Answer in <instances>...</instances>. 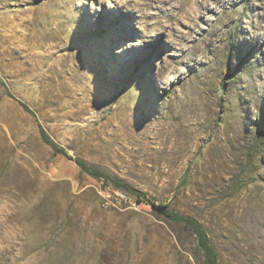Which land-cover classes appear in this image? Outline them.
Here are the masks:
<instances>
[{
    "label": "rangeland",
    "instance_id": "obj_1",
    "mask_svg": "<svg viewBox=\"0 0 264 264\" xmlns=\"http://www.w3.org/2000/svg\"><path fill=\"white\" fill-rule=\"evenodd\" d=\"M0 80V264H205L182 225L76 157L198 220L218 264H264L252 0H0Z\"/></svg>",
    "mask_w": 264,
    "mask_h": 264
},
{
    "label": "trees",
    "instance_id": "obj_2",
    "mask_svg": "<svg viewBox=\"0 0 264 264\" xmlns=\"http://www.w3.org/2000/svg\"><path fill=\"white\" fill-rule=\"evenodd\" d=\"M223 83L224 80L221 82L220 85L223 86ZM0 87H2L6 91L8 97L13 98L11 94L7 92L6 85L1 80H0ZM16 102L26 113H28L29 115H33L32 111L29 109V107L26 104L20 101H16ZM38 128H39V135L41 141L45 145L50 147L54 153L66 156L64 150L49 138V136L46 134L44 129L41 126H38ZM66 157L68 159H71L69 156ZM73 162L76 164V166L79 168L81 172L87 174L89 177L102 181L108 184L109 186L113 187L114 189L126 193L127 196L132 197L138 203H146L150 205L151 207L156 209L164 219L172 223L182 225L184 229L188 231L190 235L195 238L197 249L199 252L202 253L204 258V263L218 264L216 252L214 251L213 247L210 245L208 235L198 220H196L193 217L176 214L173 211H171L169 209V206L166 204H161V203L155 204L154 200H150L149 198H147L143 192L129 188L124 181L118 178H114L98 169L89 166L81 158L76 157L73 159Z\"/></svg>",
    "mask_w": 264,
    "mask_h": 264
},
{
    "label": "bare ground",
    "instance_id": "obj_3",
    "mask_svg": "<svg viewBox=\"0 0 264 264\" xmlns=\"http://www.w3.org/2000/svg\"><path fill=\"white\" fill-rule=\"evenodd\" d=\"M253 3H256L258 7L264 9V0H252ZM169 18H174L173 14H169ZM172 21V20H171Z\"/></svg>",
    "mask_w": 264,
    "mask_h": 264
}]
</instances>
